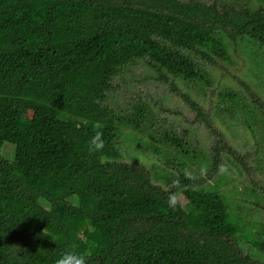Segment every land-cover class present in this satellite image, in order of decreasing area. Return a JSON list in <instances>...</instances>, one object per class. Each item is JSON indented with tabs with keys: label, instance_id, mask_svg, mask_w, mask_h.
<instances>
[{
	"label": "trees",
	"instance_id": "trees-1",
	"mask_svg": "<svg viewBox=\"0 0 264 264\" xmlns=\"http://www.w3.org/2000/svg\"><path fill=\"white\" fill-rule=\"evenodd\" d=\"M219 11L178 0H0V152L13 154L0 158V264H55L72 249L87 264H255L239 251L241 218L217 188L198 189L206 180L162 169L154 178L166 189L152 184L146 170L117 162L115 143L119 129L129 130L168 166L206 160L181 137L151 135L146 103L121 113L106 102L121 68L139 60L210 86L183 49L228 61L218 25L231 38L225 28L264 39L260 17L251 23L246 12ZM219 96L247 109L230 91ZM96 121L105 148L89 155ZM170 192L175 209L166 203Z\"/></svg>",
	"mask_w": 264,
	"mask_h": 264
},
{
	"label": "rangeland",
	"instance_id": "rangeland-1",
	"mask_svg": "<svg viewBox=\"0 0 264 264\" xmlns=\"http://www.w3.org/2000/svg\"><path fill=\"white\" fill-rule=\"evenodd\" d=\"M178 1H195L206 6L211 2ZM216 1L219 13L229 6L236 12L250 11L254 9L253 2H258ZM220 37L229 56L228 61L210 56L213 58L210 62L183 49L185 55L208 73L212 81L210 86L188 85L163 70L158 73L147 65V60H139L121 68L112 80L113 90L108 93L106 101L121 113L126 112L134 101L146 103L152 114L150 134L156 139H165L168 134L181 137L200 154L201 160H206L205 164H191L186 159L187 169L176 161L174 166H168L163 154L146 149L147 140H139L138 133L123 129H119L115 143L120 155L117 162L146 170L151 183L164 189V185L154 178L156 169L176 177L183 174L197 181L206 180L195 187L217 188L229 205L231 216L241 218L242 230L238 235L242 239L234 238L241 254L255 264H264V248L257 249L252 244L253 240L264 242V47H254L246 40L229 39L224 34ZM160 74L166 80H162ZM226 90L242 99L247 109L221 101L219 94ZM190 103L200 110L202 118ZM144 130L149 132L146 128ZM154 144L165 149L163 145ZM220 147L218 164L212 168L215 149ZM5 151L6 147L0 152V158L11 160L13 154ZM102 161L107 159L102 158ZM225 166L226 171L221 173L220 169Z\"/></svg>",
	"mask_w": 264,
	"mask_h": 264
},
{
	"label": "clouds",
	"instance_id": "clouds-1",
	"mask_svg": "<svg viewBox=\"0 0 264 264\" xmlns=\"http://www.w3.org/2000/svg\"><path fill=\"white\" fill-rule=\"evenodd\" d=\"M92 127L95 131L88 141L87 151L89 155L100 153L105 148V141L103 138L104 124L96 121L93 123ZM220 171L221 173L226 171V166L222 167ZM166 203L169 208L175 209L178 204L177 193L170 192L167 197ZM55 264H87V256L84 253L77 251L76 249H72L61 253L59 258L56 259Z\"/></svg>",
	"mask_w": 264,
	"mask_h": 264
},
{
	"label": "flooded vegetation",
	"instance_id": "flooded-vegetation-1",
	"mask_svg": "<svg viewBox=\"0 0 264 264\" xmlns=\"http://www.w3.org/2000/svg\"><path fill=\"white\" fill-rule=\"evenodd\" d=\"M252 1H256V0H252ZM209 7H215L217 10H219L218 6L219 4L217 3L216 0H211V2L208 4ZM252 7L254 9H250L249 10H241L238 11L240 12H246L247 16L250 18L251 23H255V21L260 17L262 22H264V0H258V2H253ZM231 8L232 7H228ZM222 11V10H221ZM222 14V13H220ZM223 26L218 25V29L216 30L218 32V34H224L225 36H227L229 39H234L237 38L240 41H244L246 40L247 43H249L252 46H261L264 47V39H261L258 36L253 35H239L236 32H234L233 30L229 29V28H225L226 30H228L234 38H231L230 36H228L224 31H223ZM252 30H255V27L252 26Z\"/></svg>",
	"mask_w": 264,
	"mask_h": 264
}]
</instances>
